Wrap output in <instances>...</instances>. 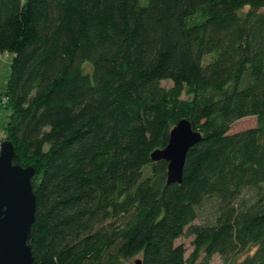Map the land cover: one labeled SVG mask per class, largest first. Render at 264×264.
Wrapping results in <instances>:
<instances>
[{"label":"trees","instance_id":"obj_1","mask_svg":"<svg viewBox=\"0 0 264 264\" xmlns=\"http://www.w3.org/2000/svg\"><path fill=\"white\" fill-rule=\"evenodd\" d=\"M0 54L33 264H264V0H0ZM183 119L202 139L168 183Z\"/></svg>","mask_w":264,"mask_h":264},{"label":"water","instance_id":"obj_2","mask_svg":"<svg viewBox=\"0 0 264 264\" xmlns=\"http://www.w3.org/2000/svg\"><path fill=\"white\" fill-rule=\"evenodd\" d=\"M201 139L191 121L183 119L172 129L167 147L152 154V160L168 161V183L182 182L188 151ZM14 157L13 142L4 140L0 149V264H33L30 235L37 211L35 167L15 162Z\"/></svg>","mask_w":264,"mask_h":264},{"label":"rangeland","instance_id":"obj_3","mask_svg":"<svg viewBox=\"0 0 264 264\" xmlns=\"http://www.w3.org/2000/svg\"><path fill=\"white\" fill-rule=\"evenodd\" d=\"M11 61L12 56L10 54H0V96L4 95L8 87V81L11 74ZM171 81H163V85L166 88L172 87ZM1 103V102H0ZM10 116V110L2 108L0 105V149L3 140L6 137V130L5 127L8 123V119ZM257 125V118L256 117H248L242 120H239L231 127V133L238 132L247 128H251ZM255 193L253 188H247L244 191V196L247 198H252ZM215 201L214 200H207L205 205L202 207L199 218L195 221L196 223H204L210 222L215 218ZM193 236L186 234L180 237L177 240V243H184L186 245L187 251L186 256H189L191 251L193 250L192 244ZM140 257V256H139ZM138 257H134L131 260L132 264H137L136 259ZM210 264H222V258L219 254H216Z\"/></svg>","mask_w":264,"mask_h":264}]
</instances>
